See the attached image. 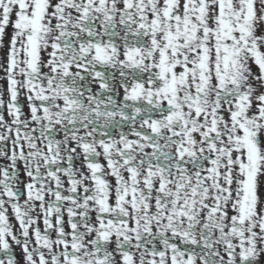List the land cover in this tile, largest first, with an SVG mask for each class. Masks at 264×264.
<instances>
[{
  "label": "rangeland",
  "instance_id": "374dc122",
  "mask_svg": "<svg viewBox=\"0 0 264 264\" xmlns=\"http://www.w3.org/2000/svg\"><path fill=\"white\" fill-rule=\"evenodd\" d=\"M0 257L264 264V0H0Z\"/></svg>",
  "mask_w": 264,
  "mask_h": 264
},
{
  "label": "flooded vegetation",
  "instance_id": "af4514ba",
  "mask_svg": "<svg viewBox=\"0 0 264 264\" xmlns=\"http://www.w3.org/2000/svg\"><path fill=\"white\" fill-rule=\"evenodd\" d=\"M25 46H26V49H29V43H28L27 36H26V40H25ZM15 55H16V54H15ZM19 94H20L19 89L15 88V89H14V95H13V96H9V98H8L9 105H11L12 103H15V102H16L15 97H17ZM19 104H20V103H19ZM4 263H5V259L3 260V259L0 257V264H4Z\"/></svg>",
  "mask_w": 264,
  "mask_h": 264
}]
</instances>
